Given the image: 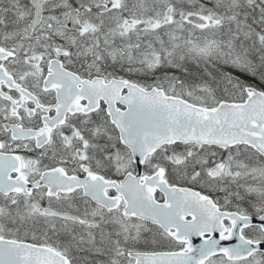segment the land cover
<instances>
[{
    "label": "snow or ice",
    "instance_id": "6c2138e0",
    "mask_svg": "<svg viewBox=\"0 0 264 264\" xmlns=\"http://www.w3.org/2000/svg\"><path fill=\"white\" fill-rule=\"evenodd\" d=\"M0 264H264V0H0Z\"/></svg>",
    "mask_w": 264,
    "mask_h": 264
}]
</instances>
